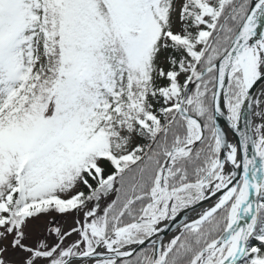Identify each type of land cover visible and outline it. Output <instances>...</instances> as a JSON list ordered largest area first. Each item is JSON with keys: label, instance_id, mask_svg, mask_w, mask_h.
Returning a JSON list of instances; mask_svg holds the SVG:
<instances>
[{"label": "snow or ice", "instance_id": "snow-or-ice-1", "mask_svg": "<svg viewBox=\"0 0 264 264\" xmlns=\"http://www.w3.org/2000/svg\"><path fill=\"white\" fill-rule=\"evenodd\" d=\"M0 264H264V0H0Z\"/></svg>", "mask_w": 264, "mask_h": 264}, {"label": "water", "instance_id": "water-1", "mask_svg": "<svg viewBox=\"0 0 264 264\" xmlns=\"http://www.w3.org/2000/svg\"><path fill=\"white\" fill-rule=\"evenodd\" d=\"M259 87H260V84L258 82V85L254 86V88L256 89L257 92L259 91ZM254 120H256V118H254ZM220 123H221V126L223 128H225V130H227V121L223 117L220 118ZM229 136H230V138H233V140L237 139V138L233 137L231 135V133H229ZM212 201H214V198L211 200L201 202L200 204L195 206V211H193L192 209L187 210V215L189 217H192V218H198V213L201 212L202 210H204V208L210 207L209 202H212ZM183 218H184V214H181V216L177 219V221L175 223L179 224L180 221L183 220ZM189 222H190V220H189Z\"/></svg>", "mask_w": 264, "mask_h": 264}, {"label": "bare ground", "instance_id": "bare-ground-1", "mask_svg": "<svg viewBox=\"0 0 264 264\" xmlns=\"http://www.w3.org/2000/svg\"><path fill=\"white\" fill-rule=\"evenodd\" d=\"M255 122H259V118L257 117V119H256V121ZM228 139H229V141H231V138L229 137V135H228ZM174 234H176V232L174 231V232H172V233H170V234H168L167 236H165V242H167V240L168 239H170L171 237H172V235H174Z\"/></svg>", "mask_w": 264, "mask_h": 264}, {"label": "rangeland", "instance_id": "rangeland-1", "mask_svg": "<svg viewBox=\"0 0 264 264\" xmlns=\"http://www.w3.org/2000/svg\"><path fill=\"white\" fill-rule=\"evenodd\" d=\"M60 219H63V217H57V220L59 221ZM71 222V217L68 218V223ZM62 223H64V221H62ZM67 226V224H65V227ZM75 239V236H73L72 238L69 239L68 243H71V240Z\"/></svg>", "mask_w": 264, "mask_h": 264}]
</instances>
